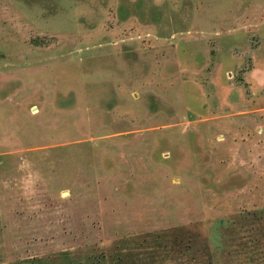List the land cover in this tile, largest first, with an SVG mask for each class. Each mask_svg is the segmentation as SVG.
<instances>
[{"label":"rangeland","instance_id":"obj_1","mask_svg":"<svg viewBox=\"0 0 264 264\" xmlns=\"http://www.w3.org/2000/svg\"><path fill=\"white\" fill-rule=\"evenodd\" d=\"M0 264H264V0H0Z\"/></svg>","mask_w":264,"mask_h":264},{"label":"trees","instance_id":"obj_2","mask_svg":"<svg viewBox=\"0 0 264 264\" xmlns=\"http://www.w3.org/2000/svg\"><path fill=\"white\" fill-rule=\"evenodd\" d=\"M42 261H43V260H41V259H37V258H36V259L34 258V259H31V260H30V262H34V263L42 262Z\"/></svg>","mask_w":264,"mask_h":264}]
</instances>
